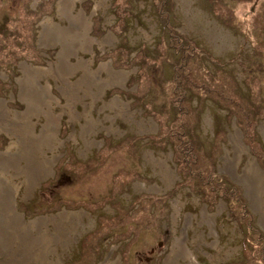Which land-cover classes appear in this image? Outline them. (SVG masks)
Wrapping results in <instances>:
<instances>
[{"label":"rangeland","instance_id":"rangeland-1","mask_svg":"<svg viewBox=\"0 0 264 264\" xmlns=\"http://www.w3.org/2000/svg\"><path fill=\"white\" fill-rule=\"evenodd\" d=\"M59 2L0 0V99L9 121L27 110L25 64L45 68L58 59L62 46L40 39L45 22L67 24ZM74 3L75 13L90 17L97 41L72 62L84 58L94 69L110 62L124 75L94 88V97L63 92L82 70L64 84L41 78L60 121L57 140L41 156L53 159L51 171L13 185L27 221L53 219L40 228L60 234L49 257L164 264L182 239L188 251L172 253L173 264H264L263 210L239 179L253 159L264 174V0ZM32 120L40 134L43 120ZM238 132L246 150L235 172L225 163L235 156ZM12 140L0 130V150ZM73 213V223L59 222V214Z\"/></svg>","mask_w":264,"mask_h":264},{"label":"bare ground","instance_id":"bare-ground-1","mask_svg":"<svg viewBox=\"0 0 264 264\" xmlns=\"http://www.w3.org/2000/svg\"><path fill=\"white\" fill-rule=\"evenodd\" d=\"M74 6V0H60L59 15L66 19L67 24L65 26L50 25L47 21L41 32L42 44L62 46L57 61L45 68L25 64L20 91V95L27 103L25 114L17 112L21 114L13 116V120L9 121L10 113L7 112L9 111L7 103L0 99V130L7 131L13 139L5 150H0V255L5 257V264L37 262L60 264L59 258L49 257V254L53 252L50 247L60 241V234L53 232L51 236L49 230H46L45 234H41L40 230L43 224L53 219L41 217L27 221L16 208L17 198L14 192L16 187L13 185L18 177L24 176L26 181L34 182L39 174L47 175L51 171L53 159H41V156L43 147L49 148L57 140L60 121L51 108L54 100L51 88L43 84L41 78L44 75H52L64 84L76 69L82 70L77 81L70 85V89L62 85L63 92L70 95L71 92L82 90L86 96L94 97L96 94L94 88L101 90L106 86L109 87L121 81L124 75V72L113 68L110 62H102L95 69L89 64V60L84 58L78 59L76 63L72 62L73 54L79 50L89 49L97 41L90 34V17L83 10L75 13ZM111 38L112 36H108L103 43ZM103 73H106L105 77H102ZM113 103L118 105L120 101L114 98ZM35 116L43 120L40 134L35 130V123L32 120ZM232 145L236 153L234 157H228L225 166L234 167L232 171L236 172L235 166L246 150L239 132L233 135ZM14 147L17 149L14 150ZM22 161L26 163V166H23ZM157 163L162 166L166 177L173 176V171L165 160L158 159ZM239 175L240 181L246 184L249 195L263 210L264 220V174L255 159L249 160L242 174ZM59 216L60 223L66 221L71 224L77 214L66 216L59 214ZM187 251L186 242L178 239L164 264L174 263L172 253L186 254ZM103 264H109V262L106 261Z\"/></svg>","mask_w":264,"mask_h":264}]
</instances>
